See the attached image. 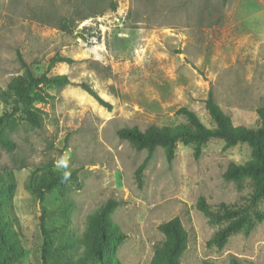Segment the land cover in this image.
Masks as SVG:
<instances>
[{
	"label": "rangeland",
	"instance_id": "374dc122",
	"mask_svg": "<svg viewBox=\"0 0 264 264\" xmlns=\"http://www.w3.org/2000/svg\"><path fill=\"white\" fill-rule=\"evenodd\" d=\"M17 53L36 72L65 74L71 83L41 85L48 102L35 103L40 128L17 116L14 129L4 130L16 147L0 145V211L21 253L3 250V264H150L164 238L157 226L173 217L187 232L182 264H229L233 256L264 264V181L250 173L223 178L230 162L250 159L247 144L224 148L222 140L208 139L195 157L193 143H178L171 162L159 147L138 187L134 171L146 151L116 135L123 126L185 122L176 114L180 107L213 126L204 108L209 91L234 126H257L264 0H0V90L9 102L7 83L24 74ZM56 53L73 61L46 69ZM2 106L0 99V113ZM51 171L76 179L40 201L31 183ZM108 199L118 202L110 217L120 234L106 239L97 262L91 216ZM200 199L218 214L201 212ZM42 205L52 235L45 262ZM224 206L236 212L222 214Z\"/></svg>",
	"mask_w": 264,
	"mask_h": 264
},
{
	"label": "trees",
	"instance_id": "16d2710c",
	"mask_svg": "<svg viewBox=\"0 0 264 264\" xmlns=\"http://www.w3.org/2000/svg\"><path fill=\"white\" fill-rule=\"evenodd\" d=\"M16 59L21 68L24 69V74L13 76L7 83V87L12 91V102H9V99L0 90V99L3 103L0 113V145L7 150L14 149L16 144L8 134L4 133V130L14 129L17 116H20L33 127L40 128L42 126L41 110L35 107V103L48 102V95L41 85L47 82L71 83L65 74L47 76L46 70L36 72L32 63L26 62L20 53H17ZM72 61L73 59L70 57L56 53L49 58L46 69L58 62L71 63ZM77 84L94 97L99 104L107 108L111 107L90 85L85 82ZM204 108L213 126L204 125L194 110L180 107L176 110V114L182 115L186 119L185 122L172 126L151 123L144 130H140L136 126H123L116 130L117 137L127 141L133 149L146 151L145 157L134 171L138 187L142 185L143 171L157 148L160 147L166 161L171 162L175 157L178 143H193V155L198 157L204 142L213 138L222 140L224 148L234 146L237 143H245L250 148V159L243 164L230 162L223 172L224 179L236 180L239 174L250 173L259 175L264 181V105L256 110L259 124L255 127L234 126L230 116L215 102L211 91L208 92L204 100ZM50 166L51 164L43 166L42 169L45 170ZM66 179H76L75 174L61 171L44 173L37 183H31V191L42 201L46 192ZM117 205V201L108 199L91 216L92 221L97 226L95 247L92 252V258L97 262L102 258L101 250L106 245V239L109 236L120 234L117 225L111 221L110 217ZM197 207L205 214L213 216L218 214L213 213L202 199L198 201ZM224 208L222 214L236 212V210L229 209L226 206ZM45 214L46 210L42 205L39 228L42 235L41 258L44 262L48 255V249L52 244L51 230L44 226ZM251 228L252 224L248 220L247 230ZM157 229L163 234L164 238L156 245L150 264H182L180 257L187 245V232L179 218L173 217L162 222L157 226ZM3 250H9L19 255L21 246L18 239L9 237V228L6 226V220L0 211V264L4 263L5 253H3ZM229 264L241 263L237 257L233 256L230 258Z\"/></svg>",
	"mask_w": 264,
	"mask_h": 264
}]
</instances>
